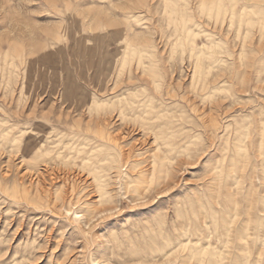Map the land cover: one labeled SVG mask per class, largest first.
<instances>
[{
    "label": "rangeland",
    "instance_id": "rangeland-1",
    "mask_svg": "<svg viewBox=\"0 0 264 264\" xmlns=\"http://www.w3.org/2000/svg\"><path fill=\"white\" fill-rule=\"evenodd\" d=\"M146 2L0 0V263L194 264L199 227L222 264L264 249V0ZM46 100L73 113L48 151L14 143Z\"/></svg>",
    "mask_w": 264,
    "mask_h": 264
},
{
    "label": "bare ground",
    "instance_id": "bare-ground-1",
    "mask_svg": "<svg viewBox=\"0 0 264 264\" xmlns=\"http://www.w3.org/2000/svg\"><path fill=\"white\" fill-rule=\"evenodd\" d=\"M138 1V3H140V4H142V5H147V7H148V3L146 2L147 0H137ZM164 2H166V4L169 2V0H164ZM208 2V1H207ZM212 2H214V4L215 5H218L219 3H220V0H212ZM137 2H135V4H136ZM204 3H205V0H200V4L201 5H204ZM145 7V6H144ZM150 8V7H149ZM233 14V16H234V12L232 13ZM136 16V15H135ZM232 16V17H233ZM132 17V16H131ZM131 17H129V18H131ZM137 19V18H136ZM104 20H106V18L104 19ZM111 26V25H110ZM109 27V26H108ZM114 28V27H113ZM112 27L110 28V30H112V32H115V29H113ZM63 32V31H62ZM96 36V35H95ZM94 37V36H93ZM112 37V36H111ZM102 39V38H101ZM109 39V38H108ZM113 39V38H112ZM116 39V38H115ZM114 39V40H115ZM183 39H185V38H183ZM182 39V40H183ZM86 40H88V38H86ZM98 40H99V37H98ZM107 40V39H106ZM189 40V39H188ZM91 41V40H90ZM89 41V42H90ZM109 41H111V40H109ZM115 41H117V39L115 40ZM123 41V40H122ZM125 41V40H124ZM128 41V40H127ZM187 41V40H186ZM93 42V41H92ZM118 42V41H117ZM116 42V43H117ZM188 42H192V40L190 41H188ZM91 43V42H90ZM106 43V42H105ZM111 43V42H110ZM118 43H120V42H118ZM92 44V43H91ZM99 44V43H98ZM101 44V43H100ZM106 44H108V43H106ZM94 45V44H93ZM96 45H97V43H96ZM95 45V46H96ZM105 45V44H104ZM119 45V44H118ZM94 46V48L96 49V50H98V46L97 47H95ZM102 46V45H101ZM121 46V45H120ZM1 47V46H0ZM71 48V47H70ZM93 48V47H92ZM104 48V47H103ZM200 48H202V47H200ZM103 50V49H102ZM97 52V51H96ZM101 52V51H100ZM105 52V51H104ZM93 53V52H92ZM98 53V52H97ZM109 54V53H108ZM197 54V57L199 56V54L198 53H196ZM195 54V55H196ZM103 55H104V53H103ZM111 55V54H110ZM194 55V54H193ZM102 56V55H101ZM101 56H98V57H100V59H101ZM116 56V55H115ZM106 56H104V59H106L105 58ZM103 58V57H102ZM114 58V57H113ZM116 58V57H115ZM105 61V60H104ZM114 61H115V59H114ZM120 61V60H119ZM100 62V61H99ZM101 62H102V59H101ZM100 62V63H101ZM111 62V61H110ZM114 63V62H113ZM110 64V63H109ZM195 69V68H194ZM197 69V68H196ZM199 69V68H198ZM174 72V71H173ZM138 73V72H137ZM196 73V72H195ZM195 73H194V75H195ZM198 75V73L196 74V76ZM19 76V75H18ZM21 76V75H20ZM79 77V76H78ZM96 77H97V75H96ZM21 79V78H20ZM76 79H77V77H76ZM206 79V78H205ZM112 82V81H111ZM20 84H22V83H20ZM21 86V85H20ZM158 86H159V84H158ZM157 87V86H156ZM160 87V86H159ZM157 89V88H156ZM105 90V89H104ZM107 90V89H106ZM158 90H159V88H158ZM110 91V90H109ZM45 93H46V91H44ZM43 91H42V93H44ZM65 92V91H64ZM104 92V91H103ZM106 92V91H105ZM167 92V91H166ZM39 93V92H38ZM163 93V92H162ZM165 93V92H164ZM39 95H41L40 93L38 94V96ZM45 95V94H44ZM59 95H60V92H59ZM166 95V94H165ZM168 95V94H167ZM35 96V95H34ZM121 96V95H120ZM171 96V95H170ZM41 97H43L42 95H41ZM40 97V98H41ZM46 97V96H45ZM114 98H115V96H114ZM163 98H165V97H163ZM171 98V97H170ZM49 99V98H48ZM161 99V98H160ZM121 100V99H120ZM171 100V99H170ZM46 101H48V100H46ZM53 101V100H52ZM55 101V100H54ZM107 101H112L110 98H107V99H103V100H101V99H98V100H96V102L99 104V103H103V102H107ZM161 101L163 102L164 100L163 99H161ZM164 103H165V101H164ZM168 103V102H167ZM34 104H35V102H34ZM169 104V103H168ZM83 105V104H82ZM86 105V104H85ZM162 105H164V104H162ZM172 105V104H171ZM34 106V105H33ZM167 106V105H166ZM35 107L36 106H34V108L32 109V113H33V115L35 116ZM63 107V106H62ZM164 107V106H163ZM212 108V107H211ZM38 109V108H37ZM63 109V108H62ZM58 110V108H57V106H55V103L54 102H46V103H44V105L42 106V114H41V117H45L43 120H41L40 122H36L35 124H36V126H34V127H32L31 129H29V128H27V129H20L21 131V139H19V137L18 136H16L14 139H13V141H14V143L15 142H17V141H20V140H23V138H24V136L26 135L25 134V132L26 133H28V132H30V131H33V130H38L39 131V138H37L36 140H35V142H34V146H35V148H38V149H41V148H43V147H45V150H47L48 151V149L49 148H47V145H48V143H49V139H43L42 138V136L40 137V134H46V136H47V134H52V132L53 131H51L52 129H51V127H49V123L51 122L49 119L50 118H48V117H73V113H72V111H71V113H65L63 110ZM90 109V108H89ZM3 110V109H2ZM67 111V110H66ZM6 112V111H5ZM78 112V111H77ZM81 112H83L84 113V111L82 110ZM7 113V112H6ZM79 113V112H78ZM90 113H92V112H90ZM122 113H123V111H122ZM121 113V114H122ZM96 114H97V112H96ZM94 115V114H93ZM92 115V117H95V116H93ZM19 116H20V114H19ZM33 116V117H34ZM83 115H81V117H82ZM121 116V115H120ZM29 117H30V115H29ZM28 117V118H29ZM52 119V118H51ZM73 119V118H72ZM3 120H6V119H3ZM30 120V119H29ZM55 120V119H54ZM80 120V119H79ZM104 122V121H103ZM22 123V122H21ZM10 126V125H9ZM14 126V125H13ZM28 131V132H27ZM34 132V131H33ZM45 132V133H44ZM63 133V132H62ZM100 133H102L101 134V136H102V138L103 139H106L107 137L109 138V135H105V133H103V131H101ZM23 134H25V135H23ZM57 134V133H56ZM165 134V133H164ZM53 135H55V134H53ZM35 136V135H34ZM57 136V135H56ZM176 136V135H175ZM53 137V136H52ZM51 137V138H52ZM77 137H78V135H77ZM80 137V136H79ZM99 137V136H98ZM48 138V137H47ZM50 138V139H51ZM172 138H174V137H172ZM28 140V138H26L25 139V147L24 148H22V150L24 151V155H23V157L25 158V153H26V150H27V148H28V145H29V143H30V141L28 142L27 141ZM34 140V139H33ZM101 140V139H100ZM89 141H91V139L89 140ZM106 141V140H105ZM109 141V140H108ZM92 142H93V140H92ZM103 142V141H102ZM23 143V142H22ZM31 144V143H30ZM60 144V143H59ZM56 145V144H55ZM104 145V144H103ZM17 146H18V144H17ZM20 147H22V145H19ZM98 146V145H97ZM102 146V145H101ZM19 147V148H20ZM99 147V146H98ZM93 148H95V146L93 147ZM114 148V147H113ZM99 149V148H98ZM95 150H96V148H95ZM47 151L45 152V154L47 153ZM94 151V150H93ZM33 152V151H32ZM41 152V151H40ZM111 153V152H110ZM109 153V154H110ZM36 154V153H35ZM112 155V154H111ZM111 155H108V156H111ZM22 156V155H21ZM36 156H37V154H36ZM42 156V155H41ZM40 156V157H41ZM29 158V157H28ZM86 158H87V156H86ZM112 158V157H111ZM116 158V157H115ZM119 158H120V156H119ZM27 159V158H26ZM88 159V158H87ZM86 159V160H87ZM105 160L104 161H106V160H109V159H106V157L104 158ZM44 160V159H43ZM112 161H113V159H111ZM26 161V160H25ZM103 161V162H104ZM116 161V159H114V162ZM121 161V160H120ZM107 162V161H106ZM47 163H48V161H47ZM41 164V163H40ZM39 164V165H40ZM262 164V163H261ZM45 165V164H44ZM43 166V165H42ZM47 166V165H46ZM41 167V166H40ZM40 167L38 168V172L35 174L36 175V177L39 179L38 180V183L40 182V179L42 178V176H43V170H45V168L43 169V170H41L40 169ZM136 167V166H135ZM49 168V167H48ZM251 176V175H250ZM53 178V177H52ZM67 200V199H66ZM258 202V201H257ZM258 206H260V205H258ZM71 208V207H70ZM70 208H67V213H69L71 210H70ZM261 210H262V212H264V205L262 206V208H261ZM74 214H75V216H76V218H80V217H82L81 215H78V211L77 212H74ZM263 217H264V214L262 215ZM204 225H208V223L207 222H205V224ZM196 229H198L197 231H199L200 233L198 234V237H197V239H195V243L194 244H192V248H193V250H192V253H194L195 251H196V249L198 250V251H196V257H195V259H196V261H195V263L194 264H222L223 263V261H222V259H223V255H222V252H221V248L219 247V246H215L213 243H212V240H211V238H212V235L210 234V233H206V234H204L201 230V227H199V228H196ZM258 240H259V237H258ZM193 241V240H192ZM262 243H263V241H262ZM246 244V243H245ZM142 245V244H141ZM243 247V246H242ZM246 247V246H245ZM244 247V248H245ZM251 247V246H250ZM250 247H249V243H248V248H249V250H248V253H249V255L247 256V258H246V261L245 262H238V263H236V264H262L263 262H264V260H263V262L261 263V256L260 255H262L263 256V254H264V249L263 248H261L262 250H260L259 249V247H258V249L257 248H255V249H250ZM151 248V247H150ZM142 249V248H141ZM162 249V248H161ZM161 249H155L154 248V251H158V252H160L161 251ZM240 249V248H239ZM136 250V249H135ZM246 250V249H245ZM245 250H243V251H245ZM133 252V251H132ZM144 250L142 251V250H137V251H134V253H133V259H132V261L130 262V264H154V263H152L150 260H145V259H143V257H145L144 256ZM191 253V254H192ZM165 255V254H164ZM245 255H246V253H245ZM154 256H156L155 254L152 256V257H154ZM235 256V255H234ZM244 256V255H243ZM226 257V256H225ZM233 257V256H232ZM245 257V256H244ZM234 258V257H233ZM222 262V263H221ZM19 263V262H18ZM17 262H16V264H18ZM0 264H9V263H0ZM10 264H12V263H10ZM93 264H112V263H110V262H106V260H103V259H101V258H98V257H96V258H94L93 259ZM168 264H170V260H168Z\"/></svg>",
    "mask_w": 264,
    "mask_h": 264
}]
</instances>
